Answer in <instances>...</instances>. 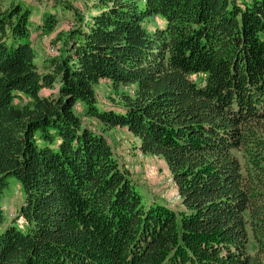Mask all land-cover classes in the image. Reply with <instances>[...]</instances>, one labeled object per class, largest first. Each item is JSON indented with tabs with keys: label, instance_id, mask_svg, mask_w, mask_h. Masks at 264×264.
Returning a JSON list of instances; mask_svg holds the SVG:
<instances>
[{
	"label": "trees",
	"instance_id": "obj_1",
	"mask_svg": "<svg viewBox=\"0 0 264 264\" xmlns=\"http://www.w3.org/2000/svg\"><path fill=\"white\" fill-rule=\"evenodd\" d=\"M62 17L42 58L34 34ZM112 128L165 160L176 209L144 200ZM0 264H264V0L0 7Z\"/></svg>",
	"mask_w": 264,
	"mask_h": 264
},
{
	"label": "rangeland",
	"instance_id": "obj_2",
	"mask_svg": "<svg viewBox=\"0 0 264 264\" xmlns=\"http://www.w3.org/2000/svg\"><path fill=\"white\" fill-rule=\"evenodd\" d=\"M11 0H0V7H4ZM16 1V0H13ZM27 5L40 4L51 2L52 0H19ZM75 5L77 8L83 10L86 6L92 4L93 0H67ZM70 16V14H69ZM35 21H38V15L35 13L33 16ZM74 21L69 17H62L54 27V30L48 34H34V46L38 50L42 58H47L51 53L58 51L62 45L63 37L69 27L72 26ZM193 78L199 79L198 75ZM97 95L100 102L112 103L111 94L112 88L108 81H102L96 88ZM52 92L51 88H43L41 94L49 95ZM79 112L81 108L79 107ZM83 123L97 127L103 131L102 126L92 117L82 116ZM109 142L115 149L120 161L128 167L137 182L144 200L146 202L163 203L171 208L176 209L179 200L176 185L173 183V178L169 174L168 166L165 160L158 156H151L141 153L132 148V144L136 139L127 130L122 128H112L104 131ZM180 194V193H179ZM181 197V195H180ZM24 203V192L19 181L14 176L9 177V183L5 188V196L3 207L6 214V223H16L23 226L22 222L24 217L20 214L19 210Z\"/></svg>",
	"mask_w": 264,
	"mask_h": 264
},
{
	"label": "bare ground",
	"instance_id": "obj_3",
	"mask_svg": "<svg viewBox=\"0 0 264 264\" xmlns=\"http://www.w3.org/2000/svg\"><path fill=\"white\" fill-rule=\"evenodd\" d=\"M179 196V195H178Z\"/></svg>",
	"mask_w": 264,
	"mask_h": 264
}]
</instances>
